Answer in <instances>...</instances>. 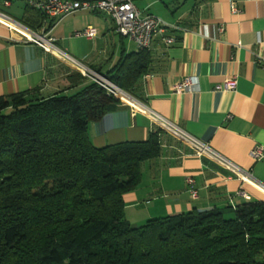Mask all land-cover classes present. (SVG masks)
<instances>
[{
	"label": "trees",
	"instance_id": "trees-1",
	"mask_svg": "<svg viewBox=\"0 0 264 264\" xmlns=\"http://www.w3.org/2000/svg\"><path fill=\"white\" fill-rule=\"evenodd\" d=\"M44 18L25 3L18 21L35 31ZM150 62L132 51L107 75L134 97ZM68 79L51 95L0 96V264H264V201L127 221L123 196L160 154L161 130L95 147L88 123L120 102L80 73Z\"/></svg>",
	"mask_w": 264,
	"mask_h": 264
},
{
	"label": "crops",
	"instance_id": "crops-1",
	"mask_svg": "<svg viewBox=\"0 0 264 264\" xmlns=\"http://www.w3.org/2000/svg\"><path fill=\"white\" fill-rule=\"evenodd\" d=\"M184 1L166 4L173 8L166 22L182 30L171 46L154 38L149 70L141 77L134 98L250 172L253 181L242 182L212 156L198 155L168 126L119 101L88 123L87 134L95 147L145 141L151 132L161 130L160 154L142 165L141 182L123 196L124 216L135 226L168 215L264 201V157L254 161L249 156L253 148H264V66L257 60L264 59V0H190V8L183 9ZM150 5L136 7L156 15L149 11ZM24 27L18 19L0 21V96L36 87L45 95L64 90L68 77L79 72L23 40ZM119 38V48H83L74 38L64 42L55 38V45L92 70L108 74L123 54L139 50L135 43V48H125L123 37ZM186 76L197 77V92L173 90ZM226 78L237 80L235 89L217 90Z\"/></svg>",
	"mask_w": 264,
	"mask_h": 264
},
{
	"label": "built area",
	"instance_id": "built-area-1",
	"mask_svg": "<svg viewBox=\"0 0 264 264\" xmlns=\"http://www.w3.org/2000/svg\"><path fill=\"white\" fill-rule=\"evenodd\" d=\"M25 3L28 7L40 12L45 18L41 27L35 31L24 27L27 33L24 35L23 40L37 45L45 52L55 54L76 69L83 77L103 89L107 95L118 99L120 102L128 103L135 111L144 112L153 118V120L158 121L164 126H168L186 142L194 146L198 155L207 154L212 156L242 182L253 181L250 172L242 170L227 158L215 152L206 143L183 132L174 124L148 109L140 101L114 84L107 74H101L92 70L81 61L60 50L55 45V38L50 35V31L64 17L72 15L77 11L87 10L105 14L112 20L116 33L135 43L139 50L149 51L155 37L159 38L165 46L174 44L177 40V32L182 30L179 25L168 23L156 15L142 12L136 7L135 0H25ZM10 4L11 0H0V6L3 8L9 7ZM232 9L236 10L234 7ZM11 20L12 18L0 10V21L8 22ZM50 21H53V24L49 27ZM219 30L222 31V27ZM97 33V29L89 25L82 31L75 32V36H82L88 40H92L96 37ZM257 60L259 65L264 66V59L258 58ZM236 83L237 80L235 78H226L220 85L216 86V89L234 90ZM173 90L177 93L197 92V77L186 76L173 87ZM249 156L254 161L260 160L264 157V148H253L249 152ZM186 181L189 185L193 184L191 178H187ZM189 191L193 197L196 196V191L193 187H190ZM240 194L244 195L242 192Z\"/></svg>",
	"mask_w": 264,
	"mask_h": 264
},
{
	"label": "rangeland",
	"instance_id": "rangeland-1",
	"mask_svg": "<svg viewBox=\"0 0 264 264\" xmlns=\"http://www.w3.org/2000/svg\"><path fill=\"white\" fill-rule=\"evenodd\" d=\"M174 1L176 0H135V3L139 7L144 6V4L146 5L151 3L149 8L150 12L160 16L165 21H170L172 17L170 10L172 11L173 8L170 9L169 7H166V4L172 5L171 2ZM177 1L182 3L184 0ZM184 2L185 4H182L183 9L190 8L192 1L186 0ZM24 6L25 0H11V4L8 8H0L12 16V18L19 19L22 15ZM89 25L96 28L98 31L93 42L87 41L85 38H81L82 36H75V32L82 31ZM111 27L114 29V24L105 14L82 10L60 20L54 27L55 30H51L50 35L56 38L59 42H64V40L68 38H74L75 41L79 40V42L82 43L83 48H119V37H123L122 39L125 48H135L134 43L129 41L128 38L121 36L118 33V35L113 33Z\"/></svg>",
	"mask_w": 264,
	"mask_h": 264
}]
</instances>
